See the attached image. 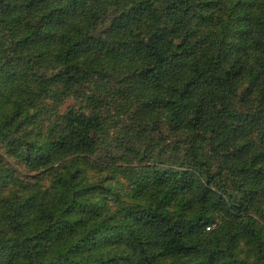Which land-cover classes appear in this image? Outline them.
Here are the masks:
<instances>
[{"label":"trees","instance_id":"obj_1","mask_svg":"<svg viewBox=\"0 0 264 264\" xmlns=\"http://www.w3.org/2000/svg\"><path fill=\"white\" fill-rule=\"evenodd\" d=\"M256 4L0 0V264H264V151L215 143L225 133L250 135L264 113V72H254L264 21L249 14ZM130 55L152 62L136 73L148 80L187 72L192 94L167 101L166 115L143 129L154 133L143 151L123 145L117 155L121 144L105 146L116 123L98 132L103 121L90 109L127 86L111 69ZM234 81L244 82L240 103L259 111L208 130L212 164L183 161L192 142L178 138V113L193 110L199 124L197 89ZM49 123L80 125L84 138L70 148L51 130L45 136ZM249 155L247 167L230 166ZM169 158L175 167L159 166Z\"/></svg>","mask_w":264,"mask_h":264},{"label":"clouds","instance_id":"obj_2","mask_svg":"<svg viewBox=\"0 0 264 264\" xmlns=\"http://www.w3.org/2000/svg\"><path fill=\"white\" fill-rule=\"evenodd\" d=\"M139 3V0H136ZM131 5L124 4L122 7H130ZM239 11V9H237ZM240 15L244 13L240 12ZM250 15H259L260 20L264 21V0H257L255 8L249 13ZM244 27L245 25H239ZM252 25H248L251 27ZM264 30V29H262ZM243 62V60L241 61ZM151 61L147 64L143 60H138L135 55L128 56L127 59L118 60L112 67L111 71L117 78H126L127 86H121L120 94H109L107 92L102 94L99 106L94 110V114L97 115L103 123L101 124L98 132H103L108 128L109 123H116L117 127L109 129V135L105 142L107 146L108 141H112L113 144L119 143L122 146L115 150V154L119 155L124 152L123 145H127L130 149L135 148L143 151L144 147L148 144L149 137L154 133H146L143 131L146 127H151L154 120L158 119L160 114H165V105L167 101L173 100L178 104L180 103L179 94L180 91H185L186 95L192 94V89L185 90L183 88L184 80L188 77V73H172L164 76L163 80H159L153 77L152 80L147 79V73H143L139 76L136 73L141 71L142 67L150 66ZM192 64L189 65L191 67ZM255 71L264 72V54L259 57L258 66L254 68ZM250 79V77H249ZM155 81V83H153ZM167 82L172 85L170 88H164L157 90L159 85ZM193 87H196L194 82ZM244 87V82L234 81L230 87L218 88L216 86H200L196 91L195 100L197 104L202 102L203 108L201 112V120L199 124H195L193 116L196 113L193 110L183 111L178 113L179 122L181 126L178 138L182 140L191 141V147L188 144L183 145V149L180 152V157L183 161L192 160L195 162V158L199 157L201 160H208L209 164H212L215 160V153L209 151L210 148L214 147L212 143L204 139V136L208 134V130L215 128L220 120L232 121V126L236 124L246 123L247 117L245 114L248 112H258L256 108H250L248 105H242L240 103L239 93ZM175 89V91L173 90ZM7 102V100H6ZM145 102H148L145 104ZM252 102L249 101V104ZM260 107H264L262 104ZM155 109V114L145 109ZM223 109V111H221ZM33 109H28L31 112ZM175 110V109H173ZM104 117H108L107 120ZM173 124L178 123L177 120L171 121ZM195 124V127H193ZM255 127L250 135L242 136L238 132L233 135L231 133H225L215 143L219 144L223 141L220 151L233 150L242 144H255L254 151L251 153L255 154V151H264V147H261V138H264V113H259L258 118L254 121ZM127 126L128 130L125 131L124 126ZM52 131L53 136H63L69 140V147L75 148L79 142L84 138V128L80 125H71L68 127L61 126L60 129L54 127L53 124L49 123L45 128V136L48 131ZM112 133H116L120 137L119 141L113 140ZM42 142V141H40ZM184 151H188L190 154L188 157L183 155ZM95 153L90 151L89 156H94ZM149 155L151 151L149 150ZM251 156H245L243 160L230 162V166L235 168L247 167V161ZM163 159V157L159 158ZM157 159V163H159ZM92 168L96 171H100L103 165L93 163L90 159L88 161ZM179 163V162H177ZM160 167H175L176 164L169 158L165 160ZM109 174H113V170H109ZM118 174V173H117ZM241 183L240 177H237ZM119 187V185H117Z\"/></svg>","mask_w":264,"mask_h":264},{"label":"rangeland","instance_id":"obj_3","mask_svg":"<svg viewBox=\"0 0 264 264\" xmlns=\"http://www.w3.org/2000/svg\"><path fill=\"white\" fill-rule=\"evenodd\" d=\"M68 104H71V102H68Z\"/></svg>","mask_w":264,"mask_h":264}]
</instances>
